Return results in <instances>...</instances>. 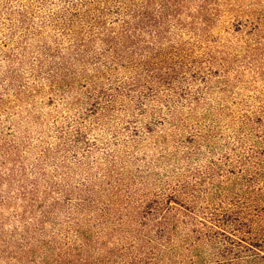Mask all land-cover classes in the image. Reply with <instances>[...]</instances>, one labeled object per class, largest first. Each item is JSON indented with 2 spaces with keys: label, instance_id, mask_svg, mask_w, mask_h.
<instances>
[{
  "label": "rangeland",
  "instance_id": "1",
  "mask_svg": "<svg viewBox=\"0 0 264 264\" xmlns=\"http://www.w3.org/2000/svg\"><path fill=\"white\" fill-rule=\"evenodd\" d=\"M68 1L0 0V264L140 254L141 212L174 187L200 212L264 206V0H180L111 66L100 42L77 59Z\"/></svg>",
  "mask_w": 264,
  "mask_h": 264
},
{
  "label": "trees",
  "instance_id": "2",
  "mask_svg": "<svg viewBox=\"0 0 264 264\" xmlns=\"http://www.w3.org/2000/svg\"><path fill=\"white\" fill-rule=\"evenodd\" d=\"M68 2L69 7L60 13L59 18L63 20L65 29L74 33L72 45L77 59L85 60L86 54L92 53L91 44L100 42L105 50L100 57L95 58L100 63L108 58L109 66L110 62L115 64L122 60V50H137L136 39L143 37V34H152L151 42H155L166 31V24H179L176 17L181 7L180 0ZM156 5L159 8L156 9ZM109 18L116 25H110ZM157 74L159 80L164 78L160 73ZM183 195L182 187H174L166 197L158 195L153 204L141 212L138 224L140 234L150 231L152 242L141 243L139 235L137 245L140 246V254H131L126 249L117 262L113 260L116 254L110 249L89 263L169 264L164 259L166 253L177 251L175 264H193L200 257L197 249L207 243L211 248L214 246V255L211 261L203 264H264V206L256 203L249 205V202L236 199L226 203L215 195L214 202L217 203L208 199V205L200 212L188 207ZM147 215L154 217L152 226ZM136 218L134 215L132 219ZM188 222L194 226L190 237L185 232ZM144 240L142 238V242ZM161 246L168 249H162ZM168 259L172 264V259Z\"/></svg>",
  "mask_w": 264,
  "mask_h": 264
}]
</instances>
